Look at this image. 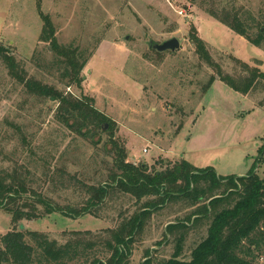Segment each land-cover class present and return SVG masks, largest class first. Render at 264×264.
<instances>
[{"label":"rangeland","instance_id":"374dc122","mask_svg":"<svg viewBox=\"0 0 264 264\" xmlns=\"http://www.w3.org/2000/svg\"><path fill=\"white\" fill-rule=\"evenodd\" d=\"M224 1L256 15L264 8V0ZM204 4L205 0H0V42L26 63L30 76L41 78L43 71L37 68L35 56H51L45 51L48 43L40 41L44 13L54 23L59 42L90 51L80 88L65 87L50 75L44 76L67 92L92 98L95 108L116 123L115 137L125 144L129 161L146 163L153 171L186 160L199 169L212 168L221 177L247 176L251 171L264 177V86L242 94L217 78L203 91L214 70L199 59L190 33L196 28L214 59L232 75L243 72L235 58L250 65L257 63L264 72V48L209 15ZM174 36L181 43L175 52L158 54L150 45ZM56 107L54 102L46 105L37 97H28L0 61V142L5 143L6 152L18 146L20 152L32 156L34 170L39 169L43 179L36 187L48 185L43 173L47 163L54 161L53 155L59 157L69 151L66 159L80 163L71 153L76 145L81 147L79 139L68 137L56 151L63 134L71 135L52 122L51 110ZM8 120L24 124L30 145L40 148L39 153L23 146L21 137V141L6 146L4 136L13 134ZM102 136L105 143L108 135ZM100 152L101 157L106 156ZM43 155L46 159L40 161ZM57 160L62 163V158ZM90 163L87 159L83 162L88 169ZM10 166L0 160V169ZM101 178L98 175L96 180L105 179ZM54 189L60 198L71 192ZM140 204L119 195L96 213L70 217L56 212L21 223L25 230L47 232L64 242L70 237L69 231L114 227L120 214H131ZM183 205L172 203L155 213L137 237L127 264H142L148 250L159 259L173 253L172 243L160 246L157 242L169 221L190 212ZM202 226L190 234L186 252L206 235ZM12 227V215L0 208V238ZM255 264H264V256Z\"/></svg>","mask_w":264,"mask_h":264},{"label":"trees","instance_id":"16d2710c","mask_svg":"<svg viewBox=\"0 0 264 264\" xmlns=\"http://www.w3.org/2000/svg\"><path fill=\"white\" fill-rule=\"evenodd\" d=\"M205 3L209 15L264 48V8L256 15L229 1L205 0ZM41 15L40 41L48 43L45 51L51 54L46 57L37 53L40 59L35 56V64L43 71V76H30L26 63L1 42L0 61L28 97H37L46 105L48 102L57 104L54 111L50 109L52 122L71 135L63 134L64 139H60L56 151L59 152L68 137L79 139L81 147L76 145L71 153L80 163L66 159L69 151L64 155L62 152L59 157L53 155L52 164L49 162L44 167L43 175L48 185L36 187L35 184L41 185L43 179L39 169L34 170L32 156L20 152L18 146L6 152L5 143L0 142V160L11 164L9 168L0 169V208L12 215L13 226L0 238V264H127L133 245L147 222L166 205L179 202L191 209L190 212L169 221L163 238L157 242L160 246L172 243L173 253L159 259L148 250L142 264H255L264 256V177L252 171L247 176L221 177L212 168L199 169L186 160L153 171L146 163L129 161L125 144L115 137L116 123L95 108L93 99L67 92L44 76V73L50 75L65 87L80 88L85 78L82 71L91 52L74 43L59 42L50 16ZM193 31L190 40L199 59L214 70L203 91L217 78L242 94H250L257 86H264V72L257 63L250 65L235 58L243 72L239 75L225 72L196 28ZM7 123L13 128V134L4 136L6 146L22 138L23 146L39 153L40 148L30 145L24 124L17 120ZM103 134L108 135L105 143ZM86 144L90 146L85 148ZM108 145L111 148L108 149ZM100 151L106 156L101 157ZM23 155L27 157L22 158ZM57 158H62V163ZM39 159L44 161L46 157L43 155ZM86 159L91 162L90 170L83 164ZM98 175L105 179L96 180ZM55 187L71 192L60 198ZM119 195L141 204L131 214H120L119 224L114 227L95 232L69 231L70 237L64 242L47 232L22 228L23 220L39 219L56 212L70 217L96 213ZM72 198L78 201L73 202ZM201 224L205 225L201 229L205 228L206 235L186 252L190 234Z\"/></svg>","mask_w":264,"mask_h":264},{"label":"water","instance_id":"95a60500","mask_svg":"<svg viewBox=\"0 0 264 264\" xmlns=\"http://www.w3.org/2000/svg\"><path fill=\"white\" fill-rule=\"evenodd\" d=\"M150 45L154 50L162 53L168 50L175 52L177 49L180 48L181 43L180 40L174 36L165 40L162 43H151Z\"/></svg>","mask_w":264,"mask_h":264},{"label":"built area","instance_id":"2783aa9c","mask_svg":"<svg viewBox=\"0 0 264 264\" xmlns=\"http://www.w3.org/2000/svg\"><path fill=\"white\" fill-rule=\"evenodd\" d=\"M144 151L146 152L147 150L145 149Z\"/></svg>","mask_w":264,"mask_h":264}]
</instances>
